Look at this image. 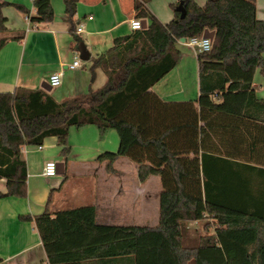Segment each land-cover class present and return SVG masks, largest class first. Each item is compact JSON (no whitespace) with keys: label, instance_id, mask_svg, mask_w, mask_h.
I'll return each mask as SVG.
<instances>
[{"label":"trees","instance_id":"obj_1","mask_svg":"<svg viewBox=\"0 0 264 264\" xmlns=\"http://www.w3.org/2000/svg\"><path fill=\"white\" fill-rule=\"evenodd\" d=\"M147 1L134 0L146 26L115 36L92 58V77L95 68L105 75L99 87L60 100L43 87L0 91V177L7 187L0 196L26 194L22 145L54 136L66 157L70 126L114 128L117 148L96 160L111 171L125 156L140 180L159 177L157 222L97 223L92 204L46 208L33 216L47 256L37 264H264V97L252 86L256 68L264 76V17L256 16L255 0H174L173 17L162 22ZM63 2L71 20L77 0ZM6 4L32 22L54 17L50 0H33V13L0 0L3 32ZM205 28L214 34L209 49L197 52V98H161L151 86L177 63L176 43ZM204 218L207 232L190 233L186 222Z\"/></svg>","mask_w":264,"mask_h":264},{"label":"crops","instance_id":"obj_2","mask_svg":"<svg viewBox=\"0 0 264 264\" xmlns=\"http://www.w3.org/2000/svg\"><path fill=\"white\" fill-rule=\"evenodd\" d=\"M7 1L24 4L30 9V13L35 11L33 0ZM50 1L54 17L46 22L30 21L28 14L18 10L13 4L2 7L7 18V30L0 31V91H11L15 86L42 87L53 71H61V83L54 86L56 89L53 94L58 100L86 93L90 86L98 87L105 80V75L103 76L100 68H95L92 77L89 66L92 58L111 45L115 36L128 33L131 30L129 19L135 17L134 0H77L71 20L66 16L63 0ZM172 1L174 0H148L146 5L162 22H167L173 17L170 7ZM195 1L200 5L205 2ZM255 3L256 16L263 18L264 0H255ZM77 27L80 29L74 32L86 45L88 59L82 60L79 57L75 34L70 30ZM2 38H6L3 43ZM176 46L180 50L177 63L151 89L165 100L196 99L199 93L197 48L185 40H179ZM75 58H79L80 65L70 67L69 64ZM252 86L258 97H264V76L259 68L254 72ZM51 90L52 87L49 91ZM110 130L101 135L106 140L105 144L91 147L94 153L113 149L114 137ZM70 148L66 157L61 155L54 136H48L41 148L36 145L21 146L26 161V194L0 196V264H37L47 261L33 218L46 208L54 213L59 209L92 204L97 223L154 225L157 222H119L125 217L147 218L151 215L145 183L154 174L140 180L134 162L131 177L128 168L132 166V160L125 156L115 159L114 169L111 171L105 168V161L98 160L92 161L97 163V168L94 169L89 165L91 159L83 157L77 151L72 152ZM56 153L61 156L57 160L62 161V165H58L60 171L56 175L43 174L44 162L53 159ZM77 167L93 168V176L74 181L70 193L66 184L71 176L77 174ZM6 190V179L0 177V192ZM67 202L74 204L63 206Z\"/></svg>","mask_w":264,"mask_h":264},{"label":"rangeland","instance_id":"obj_3","mask_svg":"<svg viewBox=\"0 0 264 264\" xmlns=\"http://www.w3.org/2000/svg\"><path fill=\"white\" fill-rule=\"evenodd\" d=\"M103 76H104V73H103ZM103 80H104V78H103ZM55 89H56V87H52V90H51L52 94H54ZM88 129H91V130L89 131ZM110 129H111L110 131L113 133L114 141H113V149H108V150H115L118 146V143H116V142H118V141H116L118 138V135H117V132L114 128H110ZM102 134L103 133L98 132L97 127L94 124H84L81 126H70L69 132H68V144L71 147L70 148L71 151L72 152L77 151L83 157H87V158L91 159V162L89 165H90V167L92 166L94 169L97 168V163L94 164V162L97 161L95 159L97 153L96 152L94 153V151H92L91 147L96 146V145H102V144L106 143V140H103V138L101 136ZM103 150H105V149H103ZM71 155H72V153H71ZM60 158H61V156L59 155V153H56V155L53 156V159L56 161L59 160ZM92 161H94V162H92ZM131 163H132V166L130 165V167L128 168V170H129L128 174L132 177L133 176L132 170L134 169V166H133L134 162L132 161ZM90 167L89 168L77 167L75 169L77 174L71 176L69 178L67 184H66L67 185L66 187L68 188V191L70 193L72 192L71 188H72V184L74 183V181H80L83 178L90 179L93 176V174H91V170H94V169L90 168ZM134 175L136 177V173ZM145 184L147 186L146 192L149 194L148 200L150 202V206L148 209H149L151 215L148 216L147 218L146 217H138V216L127 218L124 216L125 218L120 219L119 222H123V223H143L144 222L147 224H152V223L156 222V220H157V205H158L157 194L161 188L160 182H159V177L157 175H152L149 178L148 182H146ZM72 204H74V203L67 202V203H64L63 206H71ZM205 219H207V218L200 219V220H198L196 222H192V223L187 222V224H188L187 227L190 230V233L200 234V233L207 232L204 229ZM209 231H212V228H210Z\"/></svg>","mask_w":264,"mask_h":264},{"label":"built area","instance_id":"obj_4","mask_svg":"<svg viewBox=\"0 0 264 264\" xmlns=\"http://www.w3.org/2000/svg\"><path fill=\"white\" fill-rule=\"evenodd\" d=\"M28 17V16H27ZM29 18V17H28ZM142 26V18L140 17H131L129 19V27L132 28H140ZM80 27H77L74 31H78ZM185 41L190 44L194 45L197 48V51H202L205 49H209L211 46V39L209 37L201 35H193L190 36ZM80 65L79 58L73 59V61L69 64L70 67H76ZM47 82L51 87L57 86L61 83V71H53L49 73L47 77ZM38 148H41V144L36 145ZM42 173L45 175H56L57 174V161L54 159H48L44 162L42 167ZM198 220H189L187 222L192 223ZM186 222V225L188 226Z\"/></svg>","mask_w":264,"mask_h":264},{"label":"water","instance_id":"obj_5","mask_svg":"<svg viewBox=\"0 0 264 264\" xmlns=\"http://www.w3.org/2000/svg\"><path fill=\"white\" fill-rule=\"evenodd\" d=\"M177 10L180 11V16H184L185 8L181 4V2L178 3ZM145 26H146V19L142 18V26L141 27H145ZM213 34H214L213 29H208V28H205L203 33H202L203 36L209 37L210 39H212ZM180 40L184 41L185 37H181ZM77 46H78V50H79V57L81 59H88L89 58V51H88L86 45L84 44V42L80 41ZM42 87L47 89V90L51 89V86L49 85L48 82H45L44 84H42ZM58 165L59 166L62 165V161H57V172L60 171V170L58 171Z\"/></svg>","mask_w":264,"mask_h":264}]
</instances>
